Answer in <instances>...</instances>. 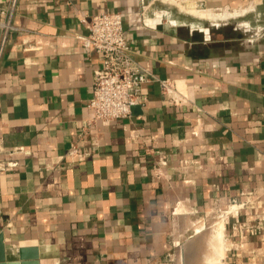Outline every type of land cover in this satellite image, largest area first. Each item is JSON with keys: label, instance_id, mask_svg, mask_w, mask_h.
Returning <instances> with one entry per match:
<instances>
[{"label": "crops", "instance_id": "1", "mask_svg": "<svg viewBox=\"0 0 264 264\" xmlns=\"http://www.w3.org/2000/svg\"><path fill=\"white\" fill-rule=\"evenodd\" d=\"M105 11L123 15L152 81L129 118L86 135L102 57L82 47L80 18ZM0 25L9 261L25 248L39 264H210L221 217H208L236 202L221 264H264V0H0Z\"/></svg>", "mask_w": 264, "mask_h": 264}, {"label": "built area", "instance_id": "2", "mask_svg": "<svg viewBox=\"0 0 264 264\" xmlns=\"http://www.w3.org/2000/svg\"><path fill=\"white\" fill-rule=\"evenodd\" d=\"M15 6L14 2L12 11ZM80 20L88 30L87 35L78 36L82 47L102 57L101 67L94 72L93 96L88 104L93 118L84 128V133L87 135L97 123L129 118L134 104H145L143 87L152 81V76L134 61L132 47L127 41L124 17L120 12L105 11L92 16H83ZM2 26L5 31L11 27L9 21ZM5 41L6 36L0 44V61ZM79 155L80 147L74 144L67 156L75 158ZM84 157H89V154L86 153ZM238 208L236 202L234 207L226 211L218 204L215 212L218 217L225 219L234 214ZM245 228L253 227L246 225Z\"/></svg>", "mask_w": 264, "mask_h": 264}, {"label": "bare ground", "instance_id": "3", "mask_svg": "<svg viewBox=\"0 0 264 264\" xmlns=\"http://www.w3.org/2000/svg\"><path fill=\"white\" fill-rule=\"evenodd\" d=\"M195 12H197V11H195ZM200 14L199 15L201 17L203 16L205 18H212V19L230 18V17L234 16V15L229 14V13H226L220 17H218L214 14H211V12H207V13L204 12V13H200ZM224 230H225V222L222 218L217 222V224L215 225V228L211 229V234H212V232L214 233V243L212 244V246H210L211 247V253H210L209 257H207L208 263L210 262V264H214V263L215 264L216 263L221 264V260L224 256L225 246H226V241L224 240V237H223ZM207 248H208V246H207ZM209 250H210V248H209Z\"/></svg>", "mask_w": 264, "mask_h": 264}, {"label": "water", "instance_id": "4", "mask_svg": "<svg viewBox=\"0 0 264 264\" xmlns=\"http://www.w3.org/2000/svg\"><path fill=\"white\" fill-rule=\"evenodd\" d=\"M20 260L19 261H9L7 257L5 237L4 234L0 232V264H39V253L38 250H28L21 248L19 250ZM31 261V262H29Z\"/></svg>", "mask_w": 264, "mask_h": 264}, {"label": "rangeland", "instance_id": "5", "mask_svg": "<svg viewBox=\"0 0 264 264\" xmlns=\"http://www.w3.org/2000/svg\"><path fill=\"white\" fill-rule=\"evenodd\" d=\"M235 9H230V10H226V9H222V10H220V11H212L213 13H215V14H219V15H222V14H225V13H230V14H234L236 17L237 16H240V15H245L246 13H247V9H241V10H236V11H234ZM195 11H197V10H195V9H190V8H187V10H186V12H188V13H190L189 15H191V16H193V17H201L200 15V13H198V12H195ZM248 11H249V9H248ZM201 12H206L207 13V11H201ZM250 12V11H249ZM256 13V12H255ZM255 13H253V14H251V15H254ZM200 14V15H199ZM261 15V14H260ZM262 16V15H261ZM260 16V17H261ZM202 18H205V17H203L202 16ZM237 18H240V17H237ZM262 18V17H261ZM206 19V18H205ZM208 19V18H207ZM229 19V18H228ZM241 19V18H240ZM218 216L216 215V214H214V215H210L209 217H208V221H207V226H211L212 224H214L215 223V221H218V220H216V218H217ZM224 220V219H223ZM205 226V225H204ZM208 232H207V241L209 240L208 239V236H209V230H207ZM196 244H197V242H196ZM200 246L201 245H195V247L193 248L195 251H196V253H197V251L198 250H200ZM197 255V254H196Z\"/></svg>", "mask_w": 264, "mask_h": 264}]
</instances>
